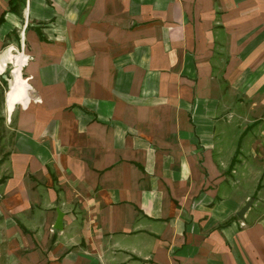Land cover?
I'll use <instances>...</instances> for the list:
<instances>
[{
    "label": "crops",
    "instance_id": "obj_1",
    "mask_svg": "<svg viewBox=\"0 0 264 264\" xmlns=\"http://www.w3.org/2000/svg\"><path fill=\"white\" fill-rule=\"evenodd\" d=\"M0 94V264H264V0H0Z\"/></svg>",
    "mask_w": 264,
    "mask_h": 264
},
{
    "label": "water",
    "instance_id": "obj_2",
    "mask_svg": "<svg viewBox=\"0 0 264 264\" xmlns=\"http://www.w3.org/2000/svg\"><path fill=\"white\" fill-rule=\"evenodd\" d=\"M250 205H251V202L249 201L248 203H246V205H245L243 208L240 209V211L238 212V217H239L240 219L243 218V214H244L245 211L250 207ZM60 224H61V219H60V215H59V218H58V220H57V223H56V225L54 226V229L59 230V229L61 228Z\"/></svg>",
    "mask_w": 264,
    "mask_h": 264
},
{
    "label": "rangeland",
    "instance_id": "obj_3",
    "mask_svg": "<svg viewBox=\"0 0 264 264\" xmlns=\"http://www.w3.org/2000/svg\"><path fill=\"white\" fill-rule=\"evenodd\" d=\"M4 88H6V87L5 86L3 87L2 91H1L2 93H3ZM1 96H2V94H0V97ZM6 98H7L6 99L7 100V102H6L7 103V107H8L9 110H11L12 109V106L14 104L13 96L11 94H9V92H7ZM1 133H2V128H0V135H1Z\"/></svg>",
    "mask_w": 264,
    "mask_h": 264
},
{
    "label": "trees",
    "instance_id": "obj_4",
    "mask_svg": "<svg viewBox=\"0 0 264 264\" xmlns=\"http://www.w3.org/2000/svg\"><path fill=\"white\" fill-rule=\"evenodd\" d=\"M10 1V4L13 2V0H9ZM15 83H17V81H14Z\"/></svg>",
    "mask_w": 264,
    "mask_h": 264
}]
</instances>
